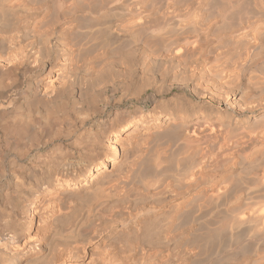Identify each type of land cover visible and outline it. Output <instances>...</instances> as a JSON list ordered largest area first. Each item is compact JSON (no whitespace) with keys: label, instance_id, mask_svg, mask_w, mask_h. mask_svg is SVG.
I'll return each instance as SVG.
<instances>
[{"label":"bare ground","instance_id":"bare-ground-1","mask_svg":"<svg viewBox=\"0 0 264 264\" xmlns=\"http://www.w3.org/2000/svg\"><path fill=\"white\" fill-rule=\"evenodd\" d=\"M0 264H264V0H0Z\"/></svg>","mask_w":264,"mask_h":264}]
</instances>
